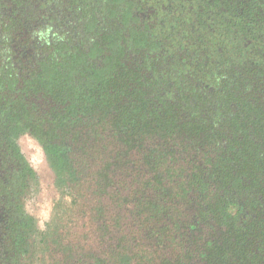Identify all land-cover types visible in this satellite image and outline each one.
<instances>
[{
	"label": "trees",
	"instance_id": "obj_1",
	"mask_svg": "<svg viewBox=\"0 0 264 264\" xmlns=\"http://www.w3.org/2000/svg\"><path fill=\"white\" fill-rule=\"evenodd\" d=\"M0 264H264V0H0Z\"/></svg>",
	"mask_w": 264,
	"mask_h": 264
},
{
	"label": "rangeland",
	"instance_id": "obj_2",
	"mask_svg": "<svg viewBox=\"0 0 264 264\" xmlns=\"http://www.w3.org/2000/svg\"><path fill=\"white\" fill-rule=\"evenodd\" d=\"M19 143L32 166L39 168L43 164V153L38 143L28 134L21 136ZM43 176L46 182L43 190L48 192L50 191V188H47L49 187L48 183L50 181V174L47 171L43 173ZM40 187H43L42 184ZM44 191H38V193L34 196L32 194H28L24 202L26 211L35 215L40 225H42L44 221L48 219L52 206L50 194H47Z\"/></svg>",
	"mask_w": 264,
	"mask_h": 264
}]
</instances>
